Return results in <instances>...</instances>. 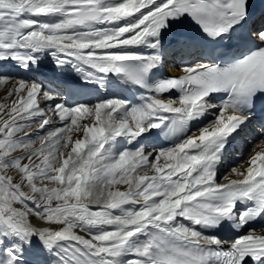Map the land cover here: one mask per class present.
I'll use <instances>...</instances> for the list:
<instances>
[{
    "label": "snow or ice",
    "instance_id": "6c2138e0",
    "mask_svg": "<svg viewBox=\"0 0 264 264\" xmlns=\"http://www.w3.org/2000/svg\"><path fill=\"white\" fill-rule=\"evenodd\" d=\"M260 4L0 0V264H264ZM45 55L74 87L26 75Z\"/></svg>",
    "mask_w": 264,
    "mask_h": 264
},
{
    "label": "bare ground",
    "instance_id": "6f19581e",
    "mask_svg": "<svg viewBox=\"0 0 264 264\" xmlns=\"http://www.w3.org/2000/svg\"><path fill=\"white\" fill-rule=\"evenodd\" d=\"M175 36L172 34L168 35V40L171 41V43L168 44V46L165 48L164 50V64L162 67L163 71H166L167 73H180V68L182 67V62L184 61H191L193 58V54L194 53H182L181 52V57L179 58V61L177 63H172L173 59L175 57L171 56V52L176 49V50H181L183 47L182 43H176V39H173ZM167 58L168 59L167 61ZM36 67V66H34ZM55 68V64L52 60V57L50 55H45L42 57V63L38 66V71H36L37 73L35 74L36 76L38 74H41L43 77H47V75L52 74L53 73V69ZM30 73L26 74L29 76ZM57 78L55 80V83L59 81V79H64L66 77H69V79L71 80H78L79 77L77 76V74L71 69L70 66H68L67 68H65L63 71L57 69L56 72L54 73ZM24 75V74H22ZM44 81V80H42ZM50 81V80H49ZM93 90L89 89V92H92ZM129 95H131L129 93ZM0 96H3V92L0 91ZM93 97H86L83 100H81V102H86L87 99H92ZM80 97H77L76 100H80ZM43 106V105H42ZM252 145V143H251ZM250 145V146H251ZM249 146V144H244V151L245 148H247ZM233 151L230 150L229 148V152H228V160L229 161H233V160H239L240 156L238 153H232ZM249 153V152H248ZM248 155V154H247ZM246 155V156H247ZM244 159H247V157H245V154H243ZM234 166V165H233ZM34 223V222H33ZM40 225V224H39ZM29 259H33L32 257H29Z\"/></svg>",
    "mask_w": 264,
    "mask_h": 264
},
{
    "label": "rangeland",
    "instance_id": "374dc122",
    "mask_svg": "<svg viewBox=\"0 0 264 264\" xmlns=\"http://www.w3.org/2000/svg\"><path fill=\"white\" fill-rule=\"evenodd\" d=\"M33 222H34V224H37V225H39L41 223L39 220H37L35 218H33Z\"/></svg>",
    "mask_w": 264,
    "mask_h": 264
}]
</instances>
